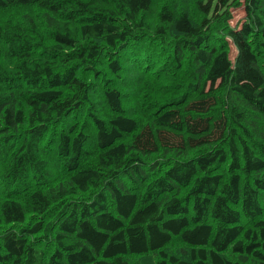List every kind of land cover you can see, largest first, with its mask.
Listing matches in <instances>:
<instances>
[{
  "label": "trees",
  "instance_id": "1",
  "mask_svg": "<svg viewBox=\"0 0 264 264\" xmlns=\"http://www.w3.org/2000/svg\"><path fill=\"white\" fill-rule=\"evenodd\" d=\"M0 264H264V0H0Z\"/></svg>",
  "mask_w": 264,
  "mask_h": 264
},
{
  "label": "rangeland",
  "instance_id": "2",
  "mask_svg": "<svg viewBox=\"0 0 264 264\" xmlns=\"http://www.w3.org/2000/svg\"><path fill=\"white\" fill-rule=\"evenodd\" d=\"M243 15H244V12L241 8L234 10L233 11V19L231 20L230 25L232 27L239 26V24L241 23V21L243 19ZM235 54H236L235 48L231 45V47H230V59L231 60H233Z\"/></svg>",
  "mask_w": 264,
  "mask_h": 264
}]
</instances>
